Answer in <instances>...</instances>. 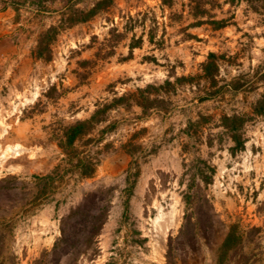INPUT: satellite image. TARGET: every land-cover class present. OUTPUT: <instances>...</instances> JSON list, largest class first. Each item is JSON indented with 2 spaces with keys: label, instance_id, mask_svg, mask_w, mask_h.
<instances>
[{
  "label": "rangeland",
  "instance_id": "1",
  "mask_svg": "<svg viewBox=\"0 0 264 264\" xmlns=\"http://www.w3.org/2000/svg\"><path fill=\"white\" fill-rule=\"evenodd\" d=\"M98 2L69 26V8L86 14ZM0 9L17 24L15 62L0 69V264H55L61 221L107 199L93 249L72 264H264V114L253 111L264 99V0H0ZM210 53L212 81L202 72ZM165 80L174 90L150 98L166 110L113 103ZM98 106L105 120L62 149L61 129ZM232 115L244 120L233 152L220 121ZM52 172L50 185L38 182ZM196 219L195 233L183 227ZM233 224L242 243L221 263L216 248Z\"/></svg>",
  "mask_w": 264,
  "mask_h": 264
},
{
  "label": "trees",
  "instance_id": "2",
  "mask_svg": "<svg viewBox=\"0 0 264 264\" xmlns=\"http://www.w3.org/2000/svg\"><path fill=\"white\" fill-rule=\"evenodd\" d=\"M43 0H37L40 4ZM104 8V5H100V2L96 3L94 7L84 14L78 9H73L72 7L68 9L67 19L69 26L77 22H84L88 17L93 15L99 9ZM81 15L78 19L74 16ZM212 23L216 24L215 21ZM199 24V23H197ZM57 32V26L48 27L43 33H41L37 38L35 55L40 58L42 51L49 52L47 48L48 42L52 40ZM131 49V47H130ZM48 54V53H47ZM215 55L213 53L208 54L207 60L202 64L203 76L206 79L213 80L214 74L217 70L215 63ZM46 59H49L46 57ZM189 78L180 77L176 78V83H181L182 81H187ZM174 90V84L168 80H165L162 85L155 87L153 85H146L143 89H138L136 93H130L120 96L113 100V103L124 102L126 106L130 107L132 104L140 107L143 114H146L151 108L161 107L165 109L166 102L163 99L150 98L153 93H158L161 90ZM132 101L129 103V101ZM112 106V105H111ZM107 106H98L91 116L85 120H78L72 124L66 125L61 129V134L59 137V146L64 150H73L74 143L87 135L93 127L105 120L103 115L106 113ZM253 111L256 114H264V99H260L253 106ZM221 124L224 128L230 130L231 138L235 143V146L231 148V152L241 150L243 148L242 141L240 137L236 134L237 130L242 126L244 122L243 118L236 115L232 116H222ZM52 174H48L42 177H36L40 184L50 185L54 180ZM55 176V175H54ZM200 178L204 183H207L206 177L200 173ZM38 183V184H39ZM194 184V179L192 184L188 186V190ZM110 191L109 189L106 192ZM189 197H186L188 200ZM109 199L99 200L96 205L87 209L82 205H79L72 209L69 214L61 221L60 237L55 240L53 246L48 253V256H56L55 264H72L78 259L81 254H85L88 250L93 249L94 238L98 234V231L104 224L107 217V210ZM97 210V215L91 213ZM201 221L196 219L193 223L189 220L185 221L184 228L190 230L191 233H195V228H200ZM209 226V221L205 223V227ZM208 229V228H207ZM95 230V232H94ZM242 232L237 225H230L223 235V239L216 248L217 258L219 262L224 263L229 258V254L234 252L242 243Z\"/></svg>",
  "mask_w": 264,
  "mask_h": 264
},
{
  "label": "crops",
  "instance_id": "3",
  "mask_svg": "<svg viewBox=\"0 0 264 264\" xmlns=\"http://www.w3.org/2000/svg\"><path fill=\"white\" fill-rule=\"evenodd\" d=\"M15 21L14 13L9 14L8 9H0V69H4V71H6L8 61L15 62L14 57L8 54V49L11 50L10 42L13 37L12 32L8 31V28H15L17 25Z\"/></svg>",
  "mask_w": 264,
  "mask_h": 264
}]
</instances>
